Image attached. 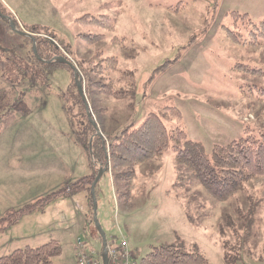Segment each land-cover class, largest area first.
<instances>
[{"label":"rangeland","instance_id":"374dc122","mask_svg":"<svg viewBox=\"0 0 264 264\" xmlns=\"http://www.w3.org/2000/svg\"><path fill=\"white\" fill-rule=\"evenodd\" d=\"M0 7L15 16L19 29L37 25L63 39L70 52L49 37L79 70L82 61L90 76L95 70L103 72L96 77L101 84L90 87L82 76L107 147L105 161L110 162V173L97 187V217L107 240L120 237L122 229L138 264L160 244L200 253L210 264H230L219 230L226 219L231 221L225 224L224 239L236 250L233 256L243 258L236 264H264V177L252 179L231 200L216 201L197 181L185 178L170 147L161 159L137 166L130 196L119 198L115 180L122 188L120 173L127 169L110 160V144L123 128L138 125L147 113L165 106L182 112L172 120L165 114L167 127H182L209 153L214 144L248 134L264 136V45L238 44L228 30H236L234 11L249 14L255 22L264 20V0H0ZM86 14L115 16V32L78 20ZM238 29L248 36L244 25ZM88 33L105 37L90 42L80 36ZM23 37L0 17V45L30 58L33 43ZM107 56L118 57L119 71L109 73L105 62L98 66ZM33 71L20 79L17 92L29 113L7 121L0 115V218L77 181L81 169L87 170L89 155L76 142L65 110L69 106L75 113L72 95L78 88L72 70L57 68L46 79ZM105 84L110 87L104 89ZM10 86L0 67V89ZM64 199L61 211L60 198L52 199L0 230V256L57 239L62 252L51 264H77L76 237L101 253L102 242H93L84 231L81 215L77 223L66 216L70 199ZM249 212L252 224L247 227L243 223ZM91 232L99 235L96 228Z\"/></svg>","mask_w":264,"mask_h":264},{"label":"trees","instance_id":"16d2710c","mask_svg":"<svg viewBox=\"0 0 264 264\" xmlns=\"http://www.w3.org/2000/svg\"><path fill=\"white\" fill-rule=\"evenodd\" d=\"M0 12L10 16L18 27V21L11 12L8 10L4 11L1 7ZM102 17L103 19H100L97 16L86 14L78 18V20L115 32L117 18L109 15ZM232 19H234L236 30L230 28L228 30L234 42L238 44L264 45V20L255 22L250 18L249 14L237 11L232 12ZM241 25H244L248 36L243 35L239 31L238 28ZM25 27L27 28L26 31L33 34L34 40L27 36H24L23 39L25 41L30 40L32 43L35 42L37 53H34L32 48L31 55H29L30 58H26L18 56L14 53V50L6 49L0 45V67L3 71V76L11 82V86L8 89H0V115L6 121L14 118L17 114L26 115L29 113L27 103L22 97H17L18 84L21 78L26 77L34 70L33 72L37 76L46 79L47 73L64 66L72 70L74 74L70 66L57 60L58 56H64V54L54 40L67 48L69 52L71 51L70 46L63 39H59L50 31L41 30L37 25H25ZM41 34L46 36L43 37ZM80 36L90 42H95L96 39L105 37V35L91 33L81 34ZM49 37L54 40L49 39ZM121 40L123 39L119 41ZM99 53L101 54L102 52L99 51ZM101 62L98 66H102L104 62L107 63L105 69L109 68V73L119 71V59L117 56H107ZM78 65L89 87L91 84H101L96 79L98 73L100 75L103 74L99 68L98 73L97 70L94 71L93 69L92 72L94 71V73L90 76L89 71L91 69L85 67L86 63L80 61ZM108 87H110V84H105L103 88L108 89ZM111 91L110 94L113 93V90ZM106 92L108 93L109 90H106ZM72 99L75 113L73 111L72 113L70 112L72 108L70 109L69 106H65V110L73 128L76 142L82 145L89 154L91 173L50 192L34 203H29L18 210L9 211L0 218V230L11 225L21 214L29 212L37 205L43 206L52 199L74 195L81 191L87 192L88 202L91 206L89 222H93L92 198L90 196L91 184L98 172L99 165L106 163L107 147L104 139L96 135L95 128L87 116L84 102L79 93H73ZM165 114H168L172 120V118L180 119L182 112L175 106H165L160 111L147 113L138 125L133 123L128 129L123 128L118 133L117 140L110 144V160H112L114 165L127 169V171H121L120 173V176L125 181L122 188H119L118 182L114 179L119 198L130 196L129 183L132 175L136 173L137 166L152 159H161L170 147L176 150L175 162L179 170L186 172L185 178L197 181L216 201L227 202L237 194L244 192L252 179L264 177V136L259 137L248 134L233 139L224 145L214 144L212 151L209 153L201 142L188 138L182 127L177 125L171 128L167 127L164 122ZM1 128L2 124L0 125V130ZM91 139L92 142L90 143ZM252 213L249 212L245 216L247 218L243 224L247 227L252 224V218H249ZM224 221L223 224L219 223V230L220 240H223L225 259L230 264H236L243 258L234 257L236 250L231 247L228 240L224 239L226 234L225 226L231 220L224 219ZM61 252L58 240L50 239L42 245L18 248L9 254L0 256V264H51L52 258L61 254ZM141 264L210 263L200 253L187 252L175 244H160L154 245L142 256Z\"/></svg>","mask_w":264,"mask_h":264},{"label":"water","instance_id":"95a60500","mask_svg":"<svg viewBox=\"0 0 264 264\" xmlns=\"http://www.w3.org/2000/svg\"><path fill=\"white\" fill-rule=\"evenodd\" d=\"M0 17H2L3 19L7 20L8 23H9V26L14 31H16L17 33H19V34H21L23 36H27L30 39L34 40L33 34L28 32V31H25L23 29H19L17 27L16 23L14 22V20L10 16L0 13ZM33 50H34V53H37L35 42L33 43ZM57 60H59L62 63L67 64L68 66H70L73 69L74 78H75V81H76L78 92H79V94L81 96L82 101L85 104L87 116H88L90 122L92 123V125L95 128L96 134L99 137L102 138L103 137V133L101 132L97 121L94 119V117L92 115L91 106H90V104L88 102L87 96L85 94V89H84V86H83V77L81 76V73H80L78 67L76 66V64L72 60H70L69 58H67L65 56H62V55L58 56ZM107 165H108V162H107V164L105 166L100 167V169L98 171V174L96 175V177H95V179H94V181L92 183V186H91V196H92V201H93L94 221H95V225H96V227H97V229H98V231H99V233H100V235L102 236V239H103V246H104L103 261H104V264H108V257H107V252H106V249H105V247L107 245V239H106L105 232H104L102 226L100 225V223L98 221V217H97V207H98V205H97V198H96L95 188H96L97 183L101 179L102 175L107 171V169H108Z\"/></svg>","mask_w":264,"mask_h":264},{"label":"crops","instance_id":"0c3cea01","mask_svg":"<svg viewBox=\"0 0 264 264\" xmlns=\"http://www.w3.org/2000/svg\"><path fill=\"white\" fill-rule=\"evenodd\" d=\"M85 165H86L87 170H85V168L83 167V169H81V175L78 177L77 180H79L80 178L87 176L91 173L90 157H89V160L87 159V163ZM88 170H89V172H88ZM71 175H73V174H71ZM64 198L70 199L69 207H67V209L65 211L66 216H70L72 219V222L77 223V222H79V215H81L80 220L83 223V229H84V231L88 230L90 233V230L92 229V226H91L92 224L89 222L90 214H88V208L90 207V205L88 202L87 192L81 191V192H78L74 195L65 196ZM62 199H63V197H62ZM66 199H64V200H66ZM59 202L61 204V207H60V211H61L64 209V201H62L60 198ZM75 202H76V205H75ZM84 205H86V207H84ZM80 210H82V211L80 212ZM90 236L92 237L93 242H95L97 240L95 237L92 236V232L90 233Z\"/></svg>","mask_w":264,"mask_h":264},{"label":"built area","instance_id":"2783aa9c","mask_svg":"<svg viewBox=\"0 0 264 264\" xmlns=\"http://www.w3.org/2000/svg\"><path fill=\"white\" fill-rule=\"evenodd\" d=\"M78 245L82 246L80 240H78ZM109 264H132V253L129 249L127 241L121 242L118 248H111L109 250ZM80 264H102V262L96 259H90L82 251L80 252Z\"/></svg>","mask_w":264,"mask_h":264},{"label":"bare ground","instance_id":"6f19581e","mask_svg":"<svg viewBox=\"0 0 264 264\" xmlns=\"http://www.w3.org/2000/svg\"><path fill=\"white\" fill-rule=\"evenodd\" d=\"M100 254V253H99Z\"/></svg>","mask_w":264,"mask_h":264}]
</instances>
